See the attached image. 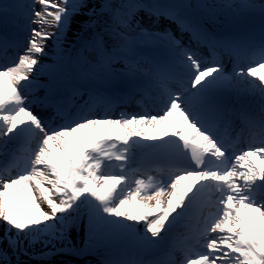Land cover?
Segmentation results:
<instances>
[{
  "label": "snow or ice",
  "instance_id": "6c2138e0",
  "mask_svg": "<svg viewBox=\"0 0 264 264\" xmlns=\"http://www.w3.org/2000/svg\"><path fill=\"white\" fill-rule=\"evenodd\" d=\"M0 61V264H264V0H0Z\"/></svg>",
  "mask_w": 264,
  "mask_h": 264
},
{
  "label": "rangeland",
  "instance_id": "374dc122",
  "mask_svg": "<svg viewBox=\"0 0 264 264\" xmlns=\"http://www.w3.org/2000/svg\"><path fill=\"white\" fill-rule=\"evenodd\" d=\"M92 256H88L86 257V259H90ZM23 259H29L28 257H23ZM61 259L67 260L69 261V264H79V259L76 257H63L61 258L60 256H55L51 262V264H53V262H55V264H60ZM81 263V262H80Z\"/></svg>",
  "mask_w": 264,
  "mask_h": 264
},
{
  "label": "bare ground",
  "instance_id": "6f19581e",
  "mask_svg": "<svg viewBox=\"0 0 264 264\" xmlns=\"http://www.w3.org/2000/svg\"><path fill=\"white\" fill-rule=\"evenodd\" d=\"M23 1V0H22ZM27 3H30V0L27 2ZM221 19H223V18H221ZM174 31H175V29H174ZM0 62H2V61H0ZM252 103H257L256 101H253ZM135 106H141V105H139V104H134ZM257 107H258V103H257ZM190 131V130H189ZM149 134H152V133H149ZM157 134H159V133H157ZM185 134H187V132L185 133ZM22 202H23V198H22ZM91 264H96V263H91Z\"/></svg>",
  "mask_w": 264,
  "mask_h": 264
}]
</instances>
